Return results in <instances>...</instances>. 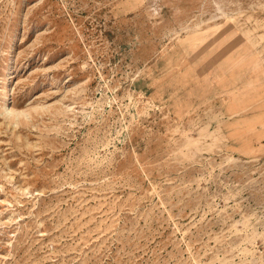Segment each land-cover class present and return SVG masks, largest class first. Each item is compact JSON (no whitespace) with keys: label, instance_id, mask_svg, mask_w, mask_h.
Listing matches in <instances>:
<instances>
[{"label":"rangeland","instance_id":"1","mask_svg":"<svg viewBox=\"0 0 264 264\" xmlns=\"http://www.w3.org/2000/svg\"><path fill=\"white\" fill-rule=\"evenodd\" d=\"M261 147L264 0H0V264H264Z\"/></svg>","mask_w":264,"mask_h":264},{"label":"crops","instance_id":"2","mask_svg":"<svg viewBox=\"0 0 264 264\" xmlns=\"http://www.w3.org/2000/svg\"><path fill=\"white\" fill-rule=\"evenodd\" d=\"M252 147H254V149L256 148V146H254V145H253ZM257 148H258V147H257ZM256 151H257V150H256ZM259 151H260V152H264V147H261V148L259 149ZM257 153H259V152L257 151Z\"/></svg>","mask_w":264,"mask_h":264}]
</instances>
